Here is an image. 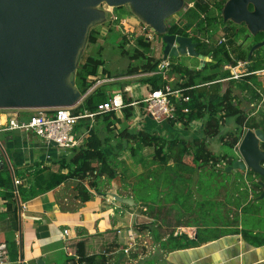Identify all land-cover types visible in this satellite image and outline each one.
I'll use <instances>...</instances> for the list:
<instances>
[{"label": "trees", "instance_id": "1", "mask_svg": "<svg viewBox=\"0 0 264 264\" xmlns=\"http://www.w3.org/2000/svg\"><path fill=\"white\" fill-rule=\"evenodd\" d=\"M186 1L188 4L187 9L182 12L185 21L182 23L179 21L169 22L168 32L192 37L194 41L199 42L196 49L201 54L210 55L213 61L206 62L202 69H191L188 66L174 62L173 58H170L172 61L170 74L179 76L178 80L172 82L173 87L189 88L185 91V94L190 96V101L177 104V117L167 121L172 125L180 122L183 128H188L193 120L204 119L203 135L187 139L186 137H168L159 134L157 131L144 128L130 130L128 127H125L120 131V136L128 141L131 153L134 156L141 153L145 148L153 149L154 155L152 160L157 162L159 166L164 167L165 171L167 170L172 173H178V171L183 170L186 173H193L209 164L214 167L224 163L227 165L232 164L238 158L235 148L245 130L247 128L260 129L263 124L256 116H250L242 109L240 101L236 98L231 88H227L223 92L219 81L234 75L230 70L223 69V66L229 63L235 64L239 60L247 61L246 68L244 71H241L249 73L244 75V79H251L254 76V72L264 69V46L256 49L249 59L251 47L264 39V33L259 32L256 35H250L253 41L252 44H248L247 46L244 44L237 45L236 42L239 37L242 34H249V30L245 23L237 24L231 20L223 23L222 11L227 0H214L211 5L209 4L211 0ZM189 4H193V6H189ZM250 7L252 8V6ZM220 23L224 25L223 38L218 42L212 41L213 36L217 32L216 28ZM193 27H196L195 31L197 33H204L207 37L202 39L197 34L189 33V30ZM99 35L100 29L98 27L92 28L89 32V43H97ZM160 36L162 37V35ZM126 37L127 35L124 34L123 39L126 40ZM137 43L138 47L130 55L132 61H136L137 63L133 67H130L127 73H147L156 70L161 58H157L151 53L153 48L152 40H149L146 34L143 33L137 38ZM124 52L125 50H123ZM100 53L99 51L96 55L89 54L78 65L76 84L83 95L96 82L95 76L112 77L109 70L100 68L104 64V59L100 57ZM209 68L212 71L206 74L204 71H207ZM141 80L147 83L152 90L159 89L168 82L161 75L157 74L145 76ZM112 83L114 82L103 83L88 93L80 105L73 108L74 113L78 114L84 111L96 112L98 104L111 96L105 85ZM123 88H125V85H123ZM132 100L133 98L125 92L126 103H130ZM185 107L189 108L188 113L183 112V108ZM123 113L126 120L130 119L134 115V107H125ZM28 115L29 113H26L25 117H28ZM228 117H234L236 123V130L227 132L229 139H226L224 142L230 147L231 151L229 153L215 154L208 147L209 139L220 133L221 127ZM95 118H102L104 121H107L108 126H112L115 121L121 122V119L117 117L114 111L97 114ZM89 127L90 119L83 118L78 122L76 131L81 133L89 129ZM104 146V138L96 131L93 125L85 141L79 147L71 149L70 160L64 157L56 161L59 164L56 171H49V166L45 165V161L43 160L35 161L24 168L13 164L17 177L23 179L26 177V173H30L29 175L34 177L28 186L24 184L18 185V193L24 197H29L47 192L68 179H77L81 199L88 200L91 193L85 185L86 178L94 174L95 177L87 180V183L90 188L99 191L100 184L97 181L99 175L106 173L109 181H112L118 175L114 165L115 160L105 151ZM65 169L68 171L65 172ZM17 173L21 175L18 176ZM253 175L256 176L249 169L246 177L249 180V184L252 185L254 193L257 195L259 193L256 190L262 187ZM257 176L262 178L260 175ZM0 186L6 190L3 196L8 199L7 207L9 208L13 204L11 200L15 201V187L10 168L7 165L0 168ZM247 186V194L249 196V188L251 189V187L250 185ZM143 204L145 203L143 202ZM150 209L152 208L150 207ZM226 232L236 233L241 231L239 228H232L212 236H216L215 238H217ZM198 235L197 239H188L183 234L176 235L174 231H171L162 245L170 250L184 249L198 246L214 239L208 238L207 235H201L200 230ZM242 236L247 243L254 247L264 245V237L258 233L254 234L248 229H243ZM7 248L9 259L17 262L19 260V246L16 241L9 242ZM77 252L80 256L79 259L76 260L74 257L68 258L70 264H79V262L96 264V254L87 255L84 240H80L77 243Z\"/></svg>", "mask_w": 264, "mask_h": 264}, {"label": "crops", "instance_id": "2", "mask_svg": "<svg viewBox=\"0 0 264 264\" xmlns=\"http://www.w3.org/2000/svg\"><path fill=\"white\" fill-rule=\"evenodd\" d=\"M247 37L248 34H242L236 42L237 45L247 46ZM214 38H217L216 34L212 41L218 42L223 36L215 40ZM163 47L158 58L163 56ZM237 63L225 64L223 69H228L234 74V67ZM204 65L198 58L195 66L189 64L188 67L202 69ZM246 65L244 64L236 71H244ZM211 71V68L207 69L206 74ZM253 75L251 79H244V75L238 77L232 75L219 82L223 92L227 88L233 90L236 98L242 102V109L248 115L256 116L263 123L260 129L264 131V69L257 70ZM173 76L175 80H178V75L173 74ZM20 113L25 116L28 112ZM117 117L120 118L118 114ZM201 122L204 126L205 120L203 119L199 122L194 120L191 124ZM165 123L175 130L180 127L178 123L175 125L168 121ZM167 124L160 125L159 134L173 133ZM136 126L138 129L143 128L139 126V122L136 123ZM146 129L149 130V128ZM152 129L157 131V127L155 128L153 125L150 130ZM199 136L202 135H193V137ZM35 138L37 136L24 131H0L1 168L7 165L11 173L15 175L13 164L24 168L35 161L48 160L41 153L46 148L45 144L35 141ZM241 139L235 148L236 154ZM50 157L49 155L48 158ZM232 171L238 172V177H241V174L242 178L246 177V170L234 169ZM245 181L248 184V181ZM76 185L73 183V179H69L47 192L29 197L16 193L14 188L15 201L11 200L13 204L9 208L7 207L8 199L3 196L6 190L0 186V243L8 245L9 242L16 241L19 246L17 262L9 259L7 248V257L0 264H39V259H42L45 264H70L68 258L74 257L78 260L80 257L77 252V243L80 240L85 242L87 255L96 254V264L264 263V245L260 247L250 245L240 232H226L217 238H215L216 236H207L214 239L194 247L173 250L165 248L162 243L166 241L171 232L158 231L160 225L163 226V218L144 212L142 209L146 210L147 207L141 205L143 202L136 201L135 198H133L134 202L128 206L115 199L113 193L127 196L120 192L122 188L118 184L115 185L112 182L110 189L99 185L100 190L97 191L90 188L86 181L85 185L91 193L88 200L81 199L80 190ZM249 192V198H251L252 192ZM246 203L247 201L239 205L238 209L241 213ZM227 212L229 215L230 210ZM229 219L231 220L230 215L226 223L217 225L215 229L225 231L232 229L231 227L235 224ZM176 227H178L174 231L176 235L183 234L188 239H197L199 236L200 227L198 224L181 223ZM64 229L69 230L68 235H64ZM189 230L192 232L191 235ZM130 245H134V247L128 253L124 252V249ZM21 250L22 259L20 258ZM79 264L86 263L79 262Z\"/></svg>", "mask_w": 264, "mask_h": 264}, {"label": "rangeland", "instance_id": "3", "mask_svg": "<svg viewBox=\"0 0 264 264\" xmlns=\"http://www.w3.org/2000/svg\"><path fill=\"white\" fill-rule=\"evenodd\" d=\"M213 1L211 0L209 4L211 5ZM187 5V1L185 0L180 10L168 16L166 18L167 25L173 21L184 22L182 12L187 9ZM189 6H193V4H189ZM106 7L113 8L114 13L120 14L123 18L125 16L130 21L116 23L111 19L110 12L106 10ZM96 9L103 11L105 15L100 21L93 22L90 25L89 31L94 27H98L100 29L99 40L95 44L86 41L81 46L77 56V64L82 62L89 54L96 55L100 51V57L104 59V64L100 68L109 70L112 74L111 78H114V83L105 85L111 95L121 92L125 95L126 91L123 85L132 88L126 92L130 97L132 95L133 98H137L140 95H145L150 90V86L141 80L145 76L142 73L128 74L127 71L137 63L136 61H132L130 55L138 47L137 38L143 34L146 23L133 12L130 3L117 8L103 2ZM222 18L223 23L229 21L225 20L223 15ZM149 27L152 29L151 26ZM223 28L224 25L221 23L217 26V38H214V40L222 38L224 34ZM195 30L196 27H193L189 30V33L197 34L202 39L207 37L204 33H197ZM149 33L152 36L151 40L153 44L151 53L158 58L163 46L162 37L154 30L149 31ZM124 34L127 35L126 40L123 39ZM247 41L248 44H252L253 42L250 37H247ZM123 50H125L124 53ZM172 60L185 66L189 64L195 66L198 58L185 54L173 57ZM76 72L69 76L68 79L70 81L75 80L76 82ZM239 101L242 105L241 100ZM80 103L81 99L73 105V108L79 106ZM22 113H25L24 110ZM118 115L121 122L115 121L112 126H108L107 121H104L102 118L95 119L94 121L96 131L105 140L104 149L114 158V165L118 172L117 177L112 181L108 180L106 173L99 175L97 181H99L100 185H103V188L110 189L113 182L122 188L120 192L126 194V197L135 198L136 201H143L145 204L141 203V205L147 207L146 210L142 209L144 212L149 213L151 216L158 215V218H163V226L160 225L158 228V231L160 230L162 233L175 231L178 228L176 226L183 223L198 224L201 235H216L219 232H225L223 229L218 230L215 228L217 225L226 223L230 215L232 220H229L232 223L239 225V222H241L245 229L264 237V197L261 198L254 195L255 198H249L247 194L248 186L245 181L247 177H244V180L242 174L241 177H238V172L227 171L225 163L215 167L209 164L193 173H186L184 170L178 171V173L165 171L164 167L159 166L157 162L152 160L154 155L153 149L145 148L141 153L134 156L131 153L128 141L120 136V131L125 127H128L130 130H137L138 126H136V123L139 122V126L149 128L150 130L153 125L155 128L157 127V132H159L160 125L167 123L165 121L157 122L151 116L144 114L141 107L136 106L134 107V115L130 119L126 120L124 118L123 110ZM195 120L199 122L202 119ZM202 123H190L188 128H183L182 125L179 128L175 126V128H178L176 130L167 124V127L173 133H169L166 136L186 137L190 139L195 134L203 135L202 129L204 126ZM235 130V118L228 117L222 125L220 133L209 139V149L215 154L229 153L231 151L230 147L224 142L226 139H229L227 132ZM35 141L44 144L38 137L35 138ZM45 147L41 153L48 159L43 161H45V165L49 166V171L57 170L59 164L56 161L59 158L65 157L67 160H70L71 149H61L55 145L48 147L46 144ZM49 155L51 156L50 158H48ZM67 171L65 169V172ZM17 174L18 176L21 175L20 173ZM29 174L26 173V177L22 179V184L28 186L33 181L34 177ZM94 177L95 175L92 174L85 180L87 181ZM73 183L78 185L77 179H73ZM246 201L247 203L241 213L238 209L239 205ZM125 205L128 206V203H125ZM228 210H230L229 215ZM190 231L189 234L191 235L192 232Z\"/></svg>", "mask_w": 264, "mask_h": 264}, {"label": "water", "instance_id": "4", "mask_svg": "<svg viewBox=\"0 0 264 264\" xmlns=\"http://www.w3.org/2000/svg\"><path fill=\"white\" fill-rule=\"evenodd\" d=\"M103 2L112 7L130 3L133 12L162 35L164 58L189 54L203 64L213 61L196 49L199 42L192 37L168 32L166 18L180 10L185 0H0V108L73 106L81 99L75 80L68 78L78 69L77 56L89 39L90 25L105 15L96 9ZM222 15L245 23L248 37L264 33V0H227ZM263 46L264 39L254 44L249 59ZM237 154L226 170L250 169L262 176L260 197H264V131L247 129ZM38 263L45 264L42 259Z\"/></svg>", "mask_w": 264, "mask_h": 264}, {"label": "built area", "instance_id": "5", "mask_svg": "<svg viewBox=\"0 0 264 264\" xmlns=\"http://www.w3.org/2000/svg\"><path fill=\"white\" fill-rule=\"evenodd\" d=\"M106 10L110 12L111 19L116 23H124L130 21L129 18L120 14L114 13L113 8L106 7ZM154 29L150 28L148 24L144 25L143 33L147 38L151 40V34L149 31ZM155 31V30H154ZM247 61H238L236 67H234V75L236 77L243 76L249 73H242L236 71L239 67L246 64ZM172 61L170 58H164L162 56L160 62L157 65V69L142 73L144 76L161 75L162 78L168 81L163 87L159 89L150 90L145 95L133 98L130 103H126L125 95L116 93L111 95L108 99L98 104L96 112H80L74 113L73 106H56V107H41V108H0V131H24L39 137L47 146H53L52 141L56 142L57 147L61 149H73L79 147L89 135L90 128L94 125L95 117L100 113H107L114 111L119 114L125 107H141L144 114L151 116L157 122L167 121L169 119H175L177 117L178 105L182 102L190 101V96L185 94V91L189 88L173 87L172 82L175 80L174 76L170 74ZM96 82L88 89L87 93L82 95L81 101L84 97L93 91L97 86L113 81L114 78L108 76L98 75L95 76ZM131 87H125V91L131 90ZM5 110V111H4ZM28 112V117L22 115L19 111ZM184 113L189 112V108H183ZM89 118L90 127L78 133L76 126L80 119ZM179 125L180 122H177ZM14 175V174H13ZM13 183L16 193H18V185L22 184V179L13 176ZM69 230L64 229V235H68ZM134 245H130L124 249V252L128 253ZM7 257V245L0 243V262H3Z\"/></svg>", "mask_w": 264, "mask_h": 264}, {"label": "flooded vegetation", "instance_id": "6", "mask_svg": "<svg viewBox=\"0 0 264 264\" xmlns=\"http://www.w3.org/2000/svg\"><path fill=\"white\" fill-rule=\"evenodd\" d=\"M249 170V169H248ZM248 170H246L245 172H246V176H247V172H248ZM244 171V170H243ZM254 176V175H253ZM255 177V180L257 181V182H259L260 180H262L263 178H260V177H258L257 175L256 176H254ZM247 181H248V184L247 185H250V187H251V189L249 188V191H251L252 192V197H251V199H253V197L255 198V196L256 197H260V195H261V193H262V191H263V188H258L256 191L259 193V194H255L254 193V191H253V189H252V185L251 184H249V180L247 179ZM255 195V196H254ZM232 220V219H231ZM232 222V221H231ZM234 224V223H233ZM235 226H237V227H235ZM231 228H239L240 229V233L242 234V230L243 229H245L244 228V226H243V224L240 222V224L238 225V224H235L233 227H231Z\"/></svg>", "mask_w": 264, "mask_h": 264}]
</instances>
